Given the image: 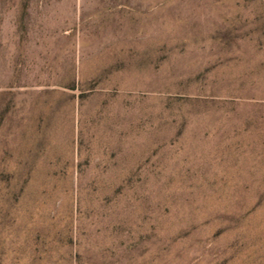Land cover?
<instances>
[{
    "label": "rangeland",
    "instance_id": "obj_1",
    "mask_svg": "<svg viewBox=\"0 0 264 264\" xmlns=\"http://www.w3.org/2000/svg\"><path fill=\"white\" fill-rule=\"evenodd\" d=\"M0 264H264V0H0Z\"/></svg>",
    "mask_w": 264,
    "mask_h": 264
}]
</instances>
